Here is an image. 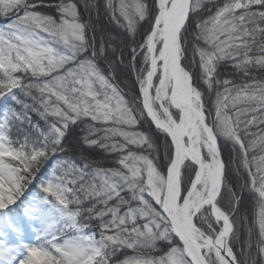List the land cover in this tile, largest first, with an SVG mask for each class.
<instances>
[{"label": "snow or ice", "instance_id": "snow-or-ice-1", "mask_svg": "<svg viewBox=\"0 0 264 264\" xmlns=\"http://www.w3.org/2000/svg\"><path fill=\"white\" fill-rule=\"evenodd\" d=\"M0 21V264H264V0H0Z\"/></svg>", "mask_w": 264, "mask_h": 264}, {"label": "trees", "instance_id": "trees-1", "mask_svg": "<svg viewBox=\"0 0 264 264\" xmlns=\"http://www.w3.org/2000/svg\"><path fill=\"white\" fill-rule=\"evenodd\" d=\"M93 20L95 23V26L97 28V35L99 36L101 33H113L115 34L118 29H116V26L110 21L108 15L104 12L103 8L100 9L99 15L97 16L95 13H93ZM4 22L0 21V25H2ZM225 74L231 75V69L230 68H226L224 70ZM237 79H242V77H237ZM127 83L129 84V87L132 86V82H131V78L128 79ZM121 87H123V85H121ZM125 91H127V89H125ZM9 107H14L17 110H19V105H15L12 101L10 100H0V113H2L6 108ZM33 119V121H39L41 123V125H43V121H40L39 116L35 113V112H30L29 113ZM24 130L27 131V126H24ZM79 134H80V130L78 128L73 129L72 132L69 134L68 139L66 141V143L68 144H75L78 142V138H79ZM76 153L75 152H67V153H63L60 155V157L62 156H73L76 157ZM91 155L94 158L100 159L103 161L102 166H111V157H105L104 154L98 150H94L91 152ZM225 158H227V150H225ZM39 188L38 185L35 187H30V191H29V197L32 195L33 192H38ZM19 203V201L17 202ZM249 200L247 195L245 194L244 196V200L241 204V209H245L247 207H249ZM12 207H16V206H12ZM21 209V208H18ZM17 209V210H18Z\"/></svg>", "mask_w": 264, "mask_h": 264}, {"label": "rangeland", "instance_id": "rangeland-1", "mask_svg": "<svg viewBox=\"0 0 264 264\" xmlns=\"http://www.w3.org/2000/svg\"><path fill=\"white\" fill-rule=\"evenodd\" d=\"M60 158H62V157H60V156H57V157H56V159H60ZM37 193H38V192H33L31 196H34V195H36ZM21 213H22V211H21ZM33 226H34V227H39L38 222H33ZM32 239H34V235L32 236Z\"/></svg>", "mask_w": 264, "mask_h": 264}]
</instances>
